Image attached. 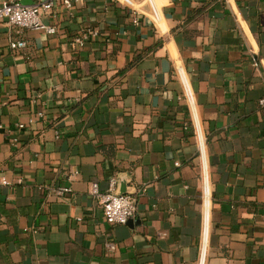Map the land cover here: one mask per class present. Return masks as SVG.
I'll return each instance as SVG.
<instances>
[{"label": "crops", "instance_id": "obj_1", "mask_svg": "<svg viewBox=\"0 0 264 264\" xmlns=\"http://www.w3.org/2000/svg\"><path fill=\"white\" fill-rule=\"evenodd\" d=\"M156 2L159 21L143 0H88L42 15L55 34L0 22V264H200L206 226L203 264H264V0ZM86 28L100 38L72 45ZM112 176L131 223L91 195Z\"/></svg>", "mask_w": 264, "mask_h": 264}, {"label": "built area", "instance_id": "obj_2", "mask_svg": "<svg viewBox=\"0 0 264 264\" xmlns=\"http://www.w3.org/2000/svg\"><path fill=\"white\" fill-rule=\"evenodd\" d=\"M88 0H44L37 4H25L22 0H0V22H5L10 28L17 33H21L23 29H40L48 34H55L57 27L46 24L42 21V15L50 13L53 8L62 4L66 8L71 9L77 3L85 2ZM151 6V15L159 21V9L157 7L156 0H145ZM137 11V10H136ZM134 24H140V18L135 16ZM101 32L96 28L83 29L78 35L72 38L71 44L78 48H84L90 41L100 38ZM9 46L12 49H21L27 46V41L23 38H17L15 36L10 37ZM257 65V61H255ZM190 105L192 102V94L189 88L185 86L184 96ZM261 104H264V99L261 100ZM43 112H39V116H43ZM194 127L196 131V137L199 145L200 156L202 158L203 165V179H204V191H203V212L205 223L209 221V201L210 190L208 185L207 167L205 164V138L202 130L199 126V122L194 118ZM24 124H20L19 127H23ZM0 123V128H2ZM79 174L78 171L75 172ZM5 184L9 183L7 180H3ZM46 194V200L62 199L73 192L71 183L59 184V185H43L40 186ZM91 195L97 201L102 215L111 225L126 224L131 218L136 216L137 213V199L135 196L126 193L120 194L118 192V180L115 176L109 179V186L106 191H101L97 182L92 183ZM207 226L205 228V232ZM205 232L201 244L202 257L200 264H203L204 255L206 252L205 245ZM208 232V231H207ZM111 250L115 249L114 244H109Z\"/></svg>", "mask_w": 264, "mask_h": 264}, {"label": "water", "instance_id": "obj_3", "mask_svg": "<svg viewBox=\"0 0 264 264\" xmlns=\"http://www.w3.org/2000/svg\"><path fill=\"white\" fill-rule=\"evenodd\" d=\"M120 194H126L127 192L121 187L120 190L118 191ZM133 219L131 218L128 222L131 223ZM127 222V223H128Z\"/></svg>", "mask_w": 264, "mask_h": 264}, {"label": "rangeland", "instance_id": "obj_4", "mask_svg": "<svg viewBox=\"0 0 264 264\" xmlns=\"http://www.w3.org/2000/svg\"><path fill=\"white\" fill-rule=\"evenodd\" d=\"M145 0H143V2H144Z\"/></svg>", "mask_w": 264, "mask_h": 264}]
</instances>
